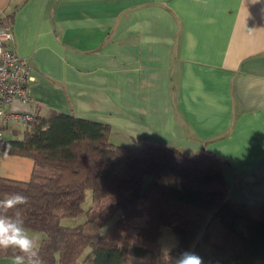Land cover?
<instances>
[{
    "label": "crops",
    "instance_id": "0c3cea01",
    "mask_svg": "<svg viewBox=\"0 0 264 264\" xmlns=\"http://www.w3.org/2000/svg\"><path fill=\"white\" fill-rule=\"evenodd\" d=\"M264 0H0L9 50L29 66L30 101L107 124L114 144L155 142L225 162L229 197L264 202ZM0 122L1 134L21 130ZM21 124V123H20ZM24 130V129H23ZM34 163L0 150V176ZM12 264V258H0Z\"/></svg>",
    "mask_w": 264,
    "mask_h": 264
},
{
    "label": "trees",
    "instance_id": "16d2710c",
    "mask_svg": "<svg viewBox=\"0 0 264 264\" xmlns=\"http://www.w3.org/2000/svg\"><path fill=\"white\" fill-rule=\"evenodd\" d=\"M10 21L1 18L0 27ZM20 135L0 150L11 145L7 154L30 158L33 170L28 181L0 176V199L28 197L21 216L25 229L43 235L44 264H167L186 250L203 264H264V202L232 200L219 157L155 142L114 144L107 124L56 112L35 114ZM87 191L85 221L63 225L83 212ZM163 227L177 240L167 254ZM14 254L0 249V258Z\"/></svg>",
    "mask_w": 264,
    "mask_h": 264
},
{
    "label": "clouds",
    "instance_id": "9594fccd",
    "mask_svg": "<svg viewBox=\"0 0 264 264\" xmlns=\"http://www.w3.org/2000/svg\"><path fill=\"white\" fill-rule=\"evenodd\" d=\"M253 4L261 0H251ZM264 13V8L261 9ZM11 150V145L4 146V152ZM28 197L20 193L6 194L0 199V249H12V264H44L39 255L37 242L24 226L21 206L28 204ZM13 213V214H9ZM167 264H203V259L194 251H182L177 257H169Z\"/></svg>",
    "mask_w": 264,
    "mask_h": 264
},
{
    "label": "built area",
    "instance_id": "2783aa9c",
    "mask_svg": "<svg viewBox=\"0 0 264 264\" xmlns=\"http://www.w3.org/2000/svg\"><path fill=\"white\" fill-rule=\"evenodd\" d=\"M13 40L11 26L0 27V122L3 124L9 120L18 121L23 127L35 120V114L6 113L3 106L19 100L23 104L30 101L27 92V84L30 80L29 66L26 61L18 57L6 46L7 42ZM4 144L0 132V146Z\"/></svg>",
    "mask_w": 264,
    "mask_h": 264
},
{
    "label": "rangeland",
    "instance_id": "374dc122",
    "mask_svg": "<svg viewBox=\"0 0 264 264\" xmlns=\"http://www.w3.org/2000/svg\"><path fill=\"white\" fill-rule=\"evenodd\" d=\"M9 126L10 127L13 126V128H18L17 130H21V131H23L24 129V127L20 123L10 122ZM2 136H4V138H9L11 137V132L5 131L2 133ZM91 205H92L91 192L87 191L86 199H85V202L83 203V212L75 218L63 219L62 224L65 226L73 227V226H77L83 223L86 219V211H88L91 208ZM114 220H115V216L105 225V227L102 229V232L106 231V229L113 223ZM26 230L28 234L36 240L37 245H38L43 235L40 232H36V231L28 230V229ZM159 240L161 244V251L164 254H167L177 245L176 237L169 227L162 228V232H161V236ZM147 259L148 257L145 258L144 260H147Z\"/></svg>",
    "mask_w": 264,
    "mask_h": 264
}]
</instances>
